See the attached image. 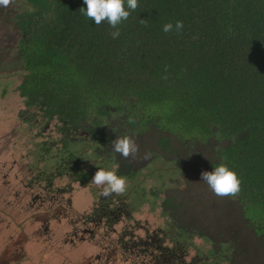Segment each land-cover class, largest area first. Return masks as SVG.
<instances>
[{"label":"trees","instance_id":"trees-1","mask_svg":"<svg viewBox=\"0 0 264 264\" xmlns=\"http://www.w3.org/2000/svg\"><path fill=\"white\" fill-rule=\"evenodd\" d=\"M26 2L18 90L64 134L58 165L85 184L97 163L133 179L156 159L176 161L177 183L144 194L228 264H264V0H138L135 11L125 0L130 15L116 39L107 21L80 10L83 0ZM177 21L179 34L163 32ZM124 135L139 147L127 158L112 148ZM76 137L92 142L90 153L68 147ZM221 163L240 180L235 196L201 179Z\"/></svg>","mask_w":264,"mask_h":264},{"label":"rangeland","instance_id":"rangeland-1","mask_svg":"<svg viewBox=\"0 0 264 264\" xmlns=\"http://www.w3.org/2000/svg\"><path fill=\"white\" fill-rule=\"evenodd\" d=\"M27 4L26 0H12L8 7L0 6V209L19 215L23 212H35L16 203V198L25 189L23 182L34 181L35 192L43 194L40 184L51 181V195H62V204L66 206L65 209L68 208V213L72 216L88 214L102 197L101 189L90 183L95 172L90 174L87 183L82 184L68 174L69 169L66 166L58 165L65 160V148L61 142L64 134L57 130L55 121L42 120L37 109L28 106L18 90L24 74L23 65L16 53L21 28L19 14ZM79 140L80 138L76 137L73 140L75 142L68 147L82 152L86 145V151L90 153L92 142L84 143ZM92 162L93 159L88 157L80 165L88 170ZM97 164L102 165V168L108 167L107 163ZM178 175V162L156 159L133 179H127V188L122 195L113 194L107 197L111 198L112 202L121 204L128 213L127 216L112 222L108 238H116L119 232L124 230L132 232V239L137 241L146 240L147 236L153 234L162 237L164 245L171 246L176 243L181 247L184 260L189 264H228L222 259V251L215 254L208 241L177 230L170 217L162 211L159 196H153L149 192L144 194V187L161 189L164 181L168 186L174 185L177 183L174 179ZM57 188H63L64 192H55ZM68 199L71 200L70 203L67 202ZM27 201L24 199L23 205ZM25 226L34 228L33 224ZM61 229H64V232L68 230V226L64 225ZM101 229H104V225ZM16 238L14 236L11 242V245H14L12 248L24 249L29 246L38 250L44 247L38 246L36 238L32 236L28 237L29 245L25 243L27 237L22 238L20 242H17ZM3 244L4 242L0 245L1 248ZM114 255L115 264H126L121 262L123 255L120 251H116ZM88 258L87 256V259L81 262L80 258L70 260L66 256L62 258V263L87 264Z\"/></svg>","mask_w":264,"mask_h":264},{"label":"flooded vegetation","instance_id":"flooded-vegetation-1","mask_svg":"<svg viewBox=\"0 0 264 264\" xmlns=\"http://www.w3.org/2000/svg\"><path fill=\"white\" fill-rule=\"evenodd\" d=\"M23 185L25 189L19 192L16 203L35 212L19 215L0 209V245L4 242L0 253L9 248L14 236L17 242L27 237L26 244L29 243L28 237L32 236L36 238L38 246H44L40 248L46 251L45 256L49 254L45 248H52L51 254L69 256L70 260L80 258L83 261L88 256L87 264H115L116 251L122 253L121 262L126 264H189L184 260L181 247L176 243L164 245V239L153 234L147 236L146 240L137 241L132 239V232L124 230L116 238L109 239L112 222L128 215L122 205L112 202L111 198L102 196L91 213L72 216L62 204V195H51V181L40 184L43 194L35 192L32 180L23 182ZM56 191L62 193L64 189L57 188ZM24 199L28 201L23 205ZM27 224H33L34 228L30 229L25 226ZM64 225L68 226V230L63 232L61 228ZM103 225L104 229H101Z\"/></svg>","mask_w":264,"mask_h":264},{"label":"clouds","instance_id":"clouds-1","mask_svg":"<svg viewBox=\"0 0 264 264\" xmlns=\"http://www.w3.org/2000/svg\"><path fill=\"white\" fill-rule=\"evenodd\" d=\"M12 0H0V6L8 7ZM87 6L86 10H80L86 15L88 19L100 25L102 22L107 23L115 31L110 35L113 39L120 36L118 26L128 19L130 12L125 10V0H83ZM127 8L135 11L138 7V0H126ZM145 27L147 23L145 20L140 21ZM183 22L177 21L175 25L166 23L163 25V32L170 33L176 31L179 34L183 30ZM129 123H135L133 118H129ZM112 148L115 153L121 154L124 158L136 154L139 151L138 145L128 135L116 137L112 141ZM147 158V154H146ZM118 164H113L110 169L98 168L90 181L91 184L96 185L101 189V196L107 198L113 194L122 195L127 188V178L117 174ZM201 179L206 182L210 190L217 196H235L239 192L240 180L237 174L230 170L226 164L221 163L214 167L212 171H205L201 173Z\"/></svg>","mask_w":264,"mask_h":264},{"label":"crops","instance_id":"crops-1","mask_svg":"<svg viewBox=\"0 0 264 264\" xmlns=\"http://www.w3.org/2000/svg\"><path fill=\"white\" fill-rule=\"evenodd\" d=\"M22 236H27V235L24 234ZM27 245L29 244L27 243ZM13 246L14 245H11L10 248H8L5 251L1 250L0 264H69L68 262L62 263V258L64 257V255L51 254V251L53 250L52 248H48V249L45 248L46 250H48L49 253L45 256L46 251L45 252L41 251L43 248L36 250L33 247H29V246H27L24 249L12 248Z\"/></svg>","mask_w":264,"mask_h":264}]
</instances>
